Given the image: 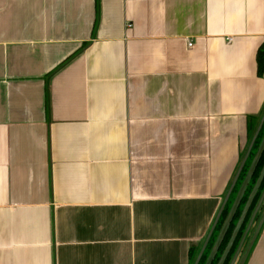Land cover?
Segmentation results:
<instances>
[{
	"label": "crops",
	"instance_id": "0c3cea01",
	"mask_svg": "<svg viewBox=\"0 0 264 264\" xmlns=\"http://www.w3.org/2000/svg\"><path fill=\"white\" fill-rule=\"evenodd\" d=\"M263 44L264 0H0V264H194Z\"/></svg>",
	"mask_w": 264,
	"mask_h": 264
},
{
	"label": "water",
	"instance_id": "95a60500",
	"mask_svg": "<svg viewBox=\"0 0 264 264\" xmlns=\"http://www.w3.org/2000/svg\"><path fill=\"white\" fill-rule=\"evenodd\" d=\"M263 122H264V116L262 117V120L260 122V125H259L258 130L256 131L255 135L252 138L253 140H252V143H251L248 151L244 155L245 157H244V159H243V161H242V163H241V165H240V167L238 169V174L236 175V178L232 182L231 186L229 187V189H230L229 190V193L227 194V196H226V198H225V200H224V202L222 204L223 206H222L219 214L217 215V217L215 219L214 226L211 229V231L209 232V234L207 236V240L203 244V246H202V248H201V250L199 252V257H198V259L196 260V262L194 264H199V261L201 260V258L203 256V252L206 249V247H207V245H208V243H209V241L211 239L210 237L213 234L214 229H215L217 223L219 222L218 220H219V218L221 216V213L223 212L224 208L226 207V203L228 202L229 197H230V195H231V193L233 191V188H234V186H235V184H236L239 176L242 173L241 171H242V169L244 167V164L246 163V161H247V159L249 157L248 155H249V153H250L253 145L255 144V142L257 140L256 138H257V136H258V134H259V132H260L263 124H264ZM262 139L263 140H262V142L260 144V147H259V149H258V151H257V153L255 155L256 157H255L254 161L252 162V164H251V166H250V168L248 170V173H247V175L245 177V180L243 181L242 185L240 186V190H239L237 196L235 197V199H234V201L232 203L233 206H232V208L230 210V213H229V215H228V217L226 219V222H225L222 230L220 231V233H219V235L217 237L218 239L216 240V242L214 244V247H213V249H212V251L210 253V256L207 259V261H206L205 264H211L213 262V260L215 259V256L217 255V252H218V250H219L222 242L225 239V235H226V233H227V231H228V229H229V227H230V225L232 223V220H233V218H234V216H235V214H236V212H237V210H238V208L240 206L239 204L241 202V199H242V197L245 194V191L247 189L246 186L248 185V183H249L252 175L255 173L254 171L256 170V168H257V166H258V164L260 162V159L262 157V153L264 151V136H263ZM261 171H262L261 172V175L258 178L256 185L254 186V190L252 191V194L250 195V197H249V199H248V201L246 203L247 205H246V207H245V209H244V211H243V213H242V215H241V217L239 219V222H238L236 228L233 231V234L231 236L230 242L228 243L227 247L225 248V250L223 252V255H222V257H221V259H220V261H219L218 264H224L226 262L229 254H230L231 248H232V246H233V244L235 242L236 236L239 233V230L241 229L242 225L245 223L244 220H245L246 214H247V212H248V210H249V208L251 206V202L253 201L255 195L259 191V189H260L259 187L261 186V183H262V181L264 179V166H263V168H262ZM263 200H264V190L261 193V197H260V199H259V201L257 203L258 205H257L255 211L253 212V214L251 215V217L249 219L250 222L248 223V225L246 227V230H245V232L242 235V239H241L238 247L236 248V250L234 252V255H233L232 259H231L230 264H245L246 261H247V258L251 254L250 252L252 250V247L255 244L256 240L258 239V237H259L258 235H259V233H260V231H261V229L263 227V224H264V214H263V216L261 218L260 224L258 225V227L256 228L255 232L253 233V235H252L253 237L250 240L249 244L247 245V247H246V249L244 251L243 256H241L242 255L243 246H244L245 241L247 239V235H248L250 229L252 228V225H253V223L255 221L254 220L255 219V216H256L257 212L259 211V209L261 208ZM240 256H241V260H239ZM238 260H239V262H238Z\"/></svg>",
	"mask_w": 264,
	"mask_h": 264
},
{
	"label": "trees",
	"instance_id": "16d2710c",
	"mask_svg": "<svg viewBox=\"0 0 264 264\" xmlns=\"http://www.w3.org/2000/svg\"><path fill=\"white\" fill-rule=\"evenodd\" d=\"M257 58H258V73H259V75H263V73H264V44L259 48L258 54H257ZM263 135H264V125H263L261 131L259 132V135L256 138L257 140H256L252 150L249 153V157H248V159H247L246 163L244 164V167H243V169L241 171L242 173H241L237 183L235 184V186L233 188L234 190L232 191V193H231V195L229 197V200L226 203V207L224 208V210H223V212H222V214H221V216H220V218L218 220L219 222L217 223L216 228L214 229V232H213L212 236L210 237L211 239H210V241L208 243L207 248L205 249V251L203 253L204 255L202 256V259L200 260L199 264H205V262H206V260H207V258L209 256V252L213 248V246H214V244H215V242L217 240L216 237L218 235V232L222 229L224 223L226 222L225 220H226V218H227V216H228V214L230 212V209H231V206H232L231 204H232L236 194H238V192L240 190L239 187L241 186L243 180L245 179V176L247 174V171H248L250 165L252 164L253 160L256 157L255 155H256L257 150L260 147V144H261V142L263 140L262 139ZM263 165H264V151L262 153V157L260 159V162H259L256 170L254 171L255 173L252 175V177H251V179H250V181H249V183H248V185L246 187L247 189L245 191L244 196L242 197V200H241V203H240L241 205L238 208V210H237V212H236V214L234 216V219L232 220V223H231V225H230V227H229V229H228V231H227V233L225 235V239L222 242V244H221V246H220V248H219V250L217 252V255L215 256V259L213 260V262L211 264H217L219 259L221 258L222 253H223L224 249L226 248V246H227V244H228V242L230 240V235L232 233V230L236 226L237 219L239 218V216L241 214L242 207L245 205V202H246L249 194L251 193L254 184L256 183L257 179L259 178V176L261 174V169H262ZM263 187H264V181L261 184L260 192H259L258 196L256 197V199H255V201L253 203V206L255 205V202L259 198V195L261 194V191L263 190ZM241 234H242V231H240L239 234H238L239 239L241 238L240 237ZM236 243H238V241ZM236 245L237 244H235L231 248L230 254H229V256H228V258H227V260H226V262L224 264H229L230 263L231 257L233 255V252H234L235 248H236ZM190 255H191V262L194 263L196 258H197V256H198L197 252L191 250L190 251Z\"/></svg>",
	"mask_w": 264,
	"mask_h": 264
},
{
	"label": "flooded vegetation",
	"instance_id": "af4514ba",
	"mask_svg": "<svg viewBox=\"0 0 264 264\" xmlns=\"http://www.w3.org/2000/svg\"><path fill=\"white\" fill-rule=\"evenodd\" d=\"M254 161V160H253ZM251 166V165H250ZM264 166V165H263ZM250 168V167H249ZM263 168V167H262ZM249 170V169H248ZM262 170V169H261ZM262 172V171H261ZM247 173H248V171H247ZM247 175V174H246ZM261 175V174H260ZM246 177V176H245ZM260 177V176H259ZM245 180V179H244ZM243 180V181H244ZM258 180V179H257ZM263 181H264V179H263ZM263 181H262V183H263ZM243 183V182H242ZM256 183H257V181H256ZM256 183L254 184V186L256 185ZM261 183V184H262ZM242 185V184H241ZM254 186H253V189H252V191L254 190ZM247 187V186H246ZM261 187V186H260ZM259 187V188H260ZM240 188V187H239ZM261 189V188H260ZM260 189H259V191L257 192V194L255 195V197H254V199H253V201L251 202V206H250V208H249V210H248V212H247V214H246V217H245V223L242 225V227H241V229L239 230V232L240 231H242V234H241V238L239 239V237H238V234H237V236H236V239H235V242H234V244H233V246L235 245V244H237L236 245V248H237V246L239 245V243H240V241H241V239H242V235H243V233L245 232V230H246V227H247V225H248V223L250 222V217H251V215L253 214V212L255 211V209H256V207H257V203H258V201H259V199H260V197H261V194L259 195V198L257 199V201L255 202V205L253 206V203H254V201H255V199H256V197L258 196V194H259V192H260ZM263 190H264V187H263ZM263 190L261 191V193L263 192ZM252 191H251V193L249 194V196H248V198H247V200H246V202H245V205L242 207V211H241V214H240V216H239V218L237 219V223H236V226H237V224H238V222H239V219H240V217H241V215H242V213H243V211H244V209H245V207H246V203H247V201H248V199H249V197H250V195L252 194ZM244 196V195H243ZM242 200V199H241ZM241 203V202H240ZM239 205H241V204H239ZM233 206V205H232ZM240 207V206H239ZM232 208V207H231ZM231 210V209H230ZM230 213V212H229ZM263 214H264V200H263V202H262V206H261V208L259 209V211L257 212V214H256V216H255V221H254V223H253V225H252V228L250 229V231H249V233H248V235H247V239H246V241H245V244H244V247H243V250H242V252L244 253V251H245V249H246V247H247V245L249 244V242H250V240L252 239V235H253V233L255 232V230H256V228L258 227V225L260 224V222H261V218H262V216H263ZM229 215V214H228ZM228 217V216H227ZM227 219V218H226ZM234 219V218H233ZM226 221V220H225ZM236 226L234 227V229L236 228ZM263 226H264V224H263ZM263 228V227H262ZM234 229L232 230V233H231V235H230V239H231V236H232V234H233V231H234ZM261 231H262V229H261ZM260 231V232H261ZM238 241V243H236ZM229 242H230V240H229ZM228 242V243H229ZM228 245V244H227ZM232 246V247H233ZM227 247V246H226ZM236 248H235V250H236ZM225 250V249H224ZM235 250H234V252H235ZM224 252V251H223ZM234 252H233V255H234ZM242 253V254H243ZM222 255H223V253H222ZM233 255H232V257H233ZM222 257V256H221ZM232 257H231V259H232ZM221 259V258H220ZM220 259H219V261H220ZM219 261H218V263H219ZM217 263V264H218ZM230 264V263H229Z\"/></svg>",
	"mask_w": 264,
	"mask_h": 264
},
{
	"label": "rangeland",
	"instance_id": "374dc122",
	"mask_svg": "<svg viewBox=\"0 0 264 264\" xmlns=\"http://www.w3.org/2000/svg\"><path fill=\"white\" fill-rule=\"evenodd\" d=\"M262 138H263V137H262ZM236 196H237V194H236ZM236 196H235V197H236ZM234 199H235V198H234ZM233 201H234V200H233ZM232 203H233V202H232ZM231 205H232V204H231ZM231 207H232V206H231ZM216 232H217V231H216ZM219 232H220V231H219ZM219 232H218V234H219ZM217 237H218V235H217ZM217 237H216V238H217ZM217 239H218V238H217ZM210 251H211V250H210ZM209 253H210V252H209ZM209 255H210V254H209Z\"/></svg>",
	"mask_w": 264,
	"mask_h": 264
},
{
	"label": "built area",
	"instance_id": "2783aa9c",
	"mask_svg": "<svg viewBox=\"0 0 264 264\" xmlns=\"http://www.w3.org/2000/svg\"><path fill=\"white\" fill-rule=\"evenodd\" d=\"M231 40V38H229V41ZM193 44L190 43V46H192Z\"/></svg>",
	"mask_w": 264,
	"mask_h": 264
}]
</instances>
